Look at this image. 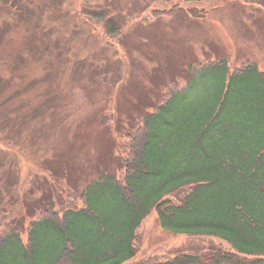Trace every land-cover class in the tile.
<instances>
[{"label":"rangeland","instance_id":"1","mask_svg":"<svg viewBox=\"0 0 264 264\" xmlns=\"http://www.w3.org/2000/svg\"><path fill=\"white\" fill-rule=\"evenodd\" d=\"M221 58L264 72V0H0V224L24 227L69 178L80 190L100 159L116 165L124 133L172 83L201 110V67ZM209 244L229 248L165 231L151 212L128 263Z\"/></svg>","mask_w":264,"mask_h":264},{"label":"trees","instance_id":"2","mask_svg":"<svg viewBox=\"0 0 264 264\" xmlns=\"http://www.w3.org/2000/svg\"><path fill=\"white\" fill-rule=\"evenodd\" d=\"M227 62L201 67L211 80L201 110L172 83L124 133L116 165L100 159L80 190L69 178L63 199L41 198L24 227L0 224V264H264V72ZM151 212L165 231L229 248L128 263Z\"/></svg>","mask_w":264,"mask_h":264}]
</instances>
